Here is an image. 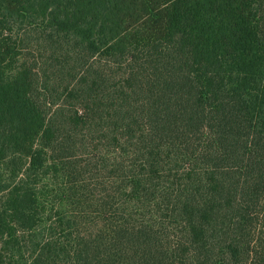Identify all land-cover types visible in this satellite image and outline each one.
<instances>
[{
  "label": "trees",
  "instance_id": "1",
  "mask_svg": "<svg viewBox=\"0 0 264 264\" xmlns=\"http://www.w3.org/2000/svg\"><path fill=\"white\" fill-rule=\"evenodd\" d=\"M0 264H264V0H0Z\"/></svg>",
  "mask_w": 264,
  "mask_h": 264
}]
</instances>
